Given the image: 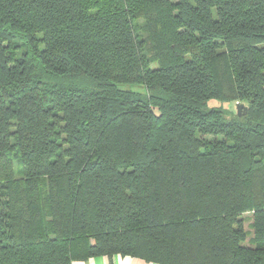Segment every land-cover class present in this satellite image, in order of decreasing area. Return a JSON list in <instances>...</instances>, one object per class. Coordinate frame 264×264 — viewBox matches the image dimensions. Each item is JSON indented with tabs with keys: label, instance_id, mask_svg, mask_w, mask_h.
<instances>
[{
	"label": "trees",
	"instance_id": "1",
	"mask_svg": "<svg viewBox=\"0 0 264 264\" xmlns=\"http://www.w3.org/2000/svg\"><path fill=\"white\" fill-rule=\"evenodd\" d=\"M117 253L264 264V0H0V264Z\"/></svg>",
	"mask_w": 264,
	"mask_h": 264
},
{
	"label": "crops",
	"instance_id": "2",
	"mask_svg": "<svg viewBox=\"0 0 264 264\" xmlns=\"http://www.w3.org/2000/svg\"><path fill=\"white\" fill-rule=\"evenodd\" d=\"M73 264H156L130 255L114 254L112 256L97 255L85 260H76Z\"/></svg>",
	"mask_w": 264,
	"mask_h": 264
},
{
	"label": "rangeland",
	"instance_id": "3",
	"mask_svg": "<svg viewBox=\"0 0 264 264\" xmlns=\"http://www.w3.org/2000/svg\"><path fill=\"white\" fill-rule=\"evenodd\" d=\"M121 87L124 88V89L145 91V87L143 85H139V84H122ZM208 106L209 107H220L223 110L227 111L228 116H232V117H233L234 114L237 113V102L236 103H233V102H221V101L213 99V100H210V102L208 103ZM247 216H248V219L245 222L246 228L249 229L251 231V235H253V230L250 227V223L252 221L251 220V216L252 215H251V213H249V214H247Z\"/></svg>",
	"mask_w": 264,
	"mask_h": 264
},
{
	"label": "water",
	"instance_id": "4",
	"mask_svg": "<svg viewBox=\"0 0 264 264\" xmlns=\"http://www.w3.org/2000/svg\"><path fill=\"white\" fill-rule=\"evenodd\" d=\"M248 107L244 103L237 104V112L239 116H242L243 114L247 113Z\"/></svg>",
	"mask_w": 264,
	"mask_h": 264
}]
</instances>
